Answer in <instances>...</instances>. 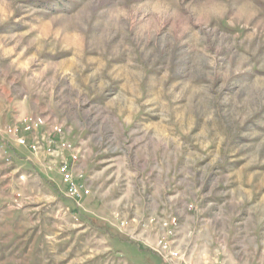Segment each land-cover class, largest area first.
I'll return each mask as SVG.
<instances>
[{"label": "rangeland", "instance_id": "374dc122", "mask_svg": "<svg viewBox=\"0 0 264 264\" xmlns=\"http://www.w3.org/2000/svg\"><path fill=\"white\" fill-rule=\"evenodd\" d=\"M173 218L187 262L264 264V0H0V264H163Z\"/></svg>", "mask_w": 264, "mask_h": 264}, {"label": "built area", "instance_id": "2783aa9c", "mask_svg": "<svg viewBox=\"0 0 264 264\" xmlns=\"http://www.w3.org/2000/svg\"><path fill=\"white\" fill-rule=\"evenodd\" d=\"M45 125L43 116L26 117L19 120L18 123L12 124L5 129L7 135L14 138L16 143L25 147L30 152H35L40 146V139L37 137V131H40ZM51 133L56 140L52 141L53 144L60 147L67 152V156L63 158L58 166V174L60 175L61 182L65 186L67 196L75 202H80L85 196L89 194V190L84 189L78 184L73 176V165L78 161L75 154L74 146L63 135V128L59 125L51 126ZM30 136V140L28 137ZM161 226L166 235L164 238L157 241L155 253L162 260L163 264H192L186 261L180 252L172 248L173 232L176 230V220H163Z\"/></svg>", "mask_w": 264, "mask_h": 264}]
</instances>
